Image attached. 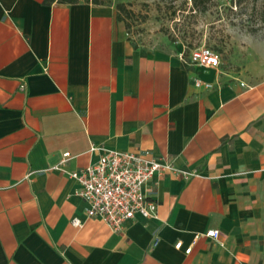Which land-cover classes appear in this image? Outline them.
<instances>
[{
	"label": "crops",
	"instance_id": "1",
	"mask_svg": "<svg viewBox=\"0 0 264 264\" xmlns=\"http://www.w3.org/2000/svg\"><path fill=\"white\" fill-rule=\"evenodd\" d=\"M124 22L106 0H0V264H264V63L208 70ZM93 144L192 176L150 182L157 218L114 232L69 176Z\"/></svg>",
	"mask_w": 264,
	"mask_h": 264
},
{
	"label": "rangeland",
	"instance_id": "2",
	"mask_svg": "<svg viewBox=\"0 0 264 264\" xmlns=\"http://www.w3.org/2000/svg\"><path fill=\"white\" fill-rule=\"evenodd\" d=\"M124 18L129 39L147 49L165 47L186 56L206 46L230 70L264 63V0H212L206 13L192 11V0H106Z\"/></svg>",
	"mask_w": 264,
	"mask_h": 264
},
{
	"label": "built area",
	"instance_id": "3",
	"mask_svg": "<svg viewBox=\"0 0 264 264\" xmlns=\"http://www.w3.org/2000/svg\"><path fill=\"white\" fill-rule=\"evenodd\" d=\"M190 62L205 69H217L221 65L219 55L211 48L201 46L190 51ZM199 87L203 83L196 81ZM211 88V84H204ZM91 151H101L99 159L90 166L69 173L75 179L80 189L78 195L87 203L86 214L88 218L100 219L114 232L122 231L124 225L141 216L145 219H154L158 216V204L152 198L153 188L148 187L150 182L166 175H174L189 179L192 173L182 170L166 158L156 157L151 152L138 153L124 152L108 149L100 145H92ZM65 153L54 169L63 171L62 167L70 159ZM75 225L81 221L74 220ZM206 237L218 240L220 232L210 230ZM151 247L159 245L160 239L155 238ZM195 242L184 248L189 255ZM177 249H183V243L178 242Z\"/></svg>",
	"mask_w": 264,
	"mask_h": 264
},
{
	"label": "trees",
	"instance_id": "4",
	"mask_svg": "<svg viewBox=\"0 0 264 264\" xmlns=\"http://www.w3.org/2000/svg\"><path fill=\"white\" fill-rule=\"evenodd\" d=\"M49 3L54 2V0H48ZM61 3H76L78 0H58ZM212 0H192V11L200 12V13H206L210 10V3ZM250 0H234V4L236 7L242 6L244 3ZM254 2H257L259 0H252ZM94 3H100V0H92ZM118 9L121 11H125L126 9L124 8L123 5H119ZM120 19L124 20L123 16L120 13Z\"/></svg>",
	"mask_w": 264,
	"mask_h": 264
}]
</instances>
